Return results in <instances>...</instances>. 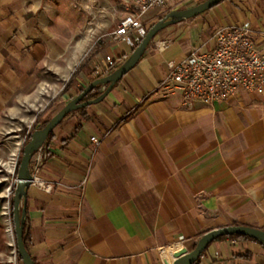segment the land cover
Listing matches in <instances>:
<instances>
[{
    "label": "crops",
    "instance_id": "1",
    "mask_svg": "<svg viewBox=\"0 0 264 264\" xmlns=\"http://www.w3.org/2000/svg\"><path fill=\"white\" fill-rule=\"evenodd\" d=\"M9 4L24 0H0L1 33ZM164 15L149 10L145 27ZM237 23L249 24L264 54V0H223L160 30L102 101L52 130L38 172L51 191L31 185L26 195L37 264H163L208 230L235 222L264 228V95L189 108L180 92L158 86L168 60L207 49L214 29ZM108 53L122 62L131 48L118 39ZM195 264H264V248L216 240Z\"/></svg>",
    "mask_w": 264,
    "mask_h": 264
},
{
    "label": "rangeland",
    "instance_id": "2",
    "mask_svg": "<svg viewBox=\"0 0 264 264\" xmlns=\"http://www.w3.org/2000/svg\"><path fill=\"white\" fill-rule=\"evenodd\" d=\"M7 11L3 16L7 33L0 31L2 256L15 246L12 197L29 134L89 82L112 71L103 69L108 47L116 41L109 32L126 15L123 0H24V7L9 4Z\"/></svg>",
    "mask_w": 264,
    "mask_h": 264
},
{
    "label": "built area",
    "instance_id": "3",
    "mask_svg": "<svg viewBox=\"0 0 264 264\" xmlns=\"http://www.w3.org/2000/svg\"><path fill=\"white\" fill-rule=\"evenodd\" d=\"M197 0H123L126 15L109 32L114 40H126L131 50L146 33L143 16L151 9L169 11L188 7ZM191 6V5H190ZM212 44L207 49L192 48L179 59L166 62V73L158 86L166 91H178L185 107L199 103L211 106L232 99L239 93L264 95V54L254 41L248 23L231 24L214 29ZM164 50L167 45L157 46ZM121 61L111 54L103 60L105 71L114 70ZM90 141L98 144L95 137ZM43 147L31 157V185L44 192L51 186L42 182L38 172L46 157ZM6 231L10 232V227ZM0 264H21L15 246L9 254L0 255Z\"/></svg>",
    "mask_w": 264,
    "mask_h": 264
},
{
    "label": "water",
    "instance_id": "4",
    "mask_svg": "<svg viewBox=\"0 0 264 264\" xmlns=\"http://www.w3.org/2000/svg\"><path fill=\"white\" fill-rule=\"evenodd\" d=\"M222 0H202L191 6L172 10L154 22L146 31L143 38L131 50V53L109 74L97 77L89 82L76 96L71 98L62 106L47 123L34 130L29 140L22 148V155L19 161L16 184L12 197V221L15 236V248L21 264H34L23 242V228L26 221V195L32 175L30 170V160L33 154L46 145L49 133L72 111L84 108L91 104L98 103L104 99L106 94L113 88L123 75H125L143 55L147 45L154 36L166 26L195 17ZM101 87L102 91L94 98L83 100L94 87ZM244 235L248 236L264 246V230L248 225H227L206 231L198 237L195 246L188 250L182 246L172 253V261H162L163 264H195L201 256L203 250L217 237L224 235Z\"/></svg>",
    "mask_w": 264,
    "mask_h": 264
},
{
    "label": "trees",
    "instance_id": "5",
    "mask_svg": "<svg viewBox=\"0 0 264 264\" xmlns=\"http://www.w3.org/2000/svg\"><path fill=\"white\" fill-rule=\"evenodd\" d=\"M223 1V0H222ZM151 26V25H150ZM100 77V76H99ZM100 87L99 86H97V87H94V89L91 91V92H93V91H95V90H98ZM91 92H89L85 97H84V99H90V98H94V97H96L97 95H99L101 92H99L97 95H93V96H91ZM83 108H81V109H78V110H75V111H80V110H82ZM75 111H72V112H70V113H68L67 115H69V114H71V113H73V112H75ZM66 115V116H67ZM48 121V120H47ZM47 121H45L42 125H41V127H43L46 123H47ZM40 127V128H41ZM35 130V129H34ZM33 130V131H34ZM32 133V132H31ZM31 133L29 134V138H30V135H31ZM51 135H52V131L49 133V135H48V138H47V140H46V143H47V141L51 138ZM232 225H240L239 223H233ZM261 229H263L264 230V228H261ZM205 233V232H204ZM203 233H201V234H199L198 235V237L199 236H201ZM238 238H241V239H249V240H253V241H256V240H254V239H252V238H250V237H248V236H244V235H237V234H231V235H224V236H220V237H217V238H215L212 242H214V241H216V240H222V239H238ZM197 241V240H196ZM196 241L194 242V244L192 245V248L195 246V243H196ZM23 242H24V245H25V247H26V249H27V251H28V253L30 254V252H29V247H28V236H27V233H26V231H25V225H24V228H23ZM211 242V243H212ZM256 242H258V241H256ZM259 243V242H258ZM262 245V244H261ZM208 247V246H207ZM206 247V248H207ZM262 247L264 248V246L262 245ZM191 248V249H192ZM206 248L203 250V252L206 250ZM202 252V253H203ZM201 253V254H202ZM30 256H31V254H30ZM18 259H19V261L21 262V260H20V258L18 257ZM31 259H32V261H33V263L34 264H37L36 263V261H35V259L31 256Z\"/></svg>",
    "mask_w": 264,
    "mask_h": 264
},
{
    "label": "bare ground",
    "instance_id": "6",
    "mask_svg": "<svg viewBox=\"0 0 264 264\" xmlns=\"http://www.w3.org/2000/svg\"><path fill=\"white\" fill-rule=\"evenodd\" d=\"M177 248H178V247H177ZM177 248H176V249H177ZM174 250H175V249H174ZM172 253H173V252H171V254H170V256H169V259L167 260L169 263L172 261Z\"/></svg>",
    "mask_w": 264,
    "mask_h": 264
},
{
    "label": "flooded vegetation",
    "instance_id": "7",
    "mask_svg": "<svg viewBox=\"0 0 264 264\" xmlns=\"http://www.w3.org/2000/svg\"><path fill=\"white\" fill-rule=\"evenodd\" d=\"M83 100H87V99H82V101H83Z\"/></svg>",
    "mask_w": 264,
    "mask_h": 264
}]
</instances>
